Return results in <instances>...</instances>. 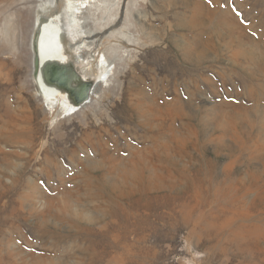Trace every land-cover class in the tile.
Segmentation results:
<instances>
[{"label": "rangeland", "instance_id": "1", "mask_svg": "<svg viewBox=\"0 0 264 264\" xmlns=\"http://www.w3.org/2000/svg\"><path fill=\"white\" fill-rule=\"evenodd\" d=\"M0 59V264H264V0H7Z\"/></svg>", "mask_w": 264, "mask_h": 264}, {"label": "bare ground", "instance_id": "2", "mask_svg": "<svg viewBox=\"0 0 264 264\" xmlns=\"http://www.w3.org/2000/svg\"><path fill=\"white\" fill-rule=\"evenodd\" d=\"M0 1H1L0 3H2V2L7 1V0H0ZM48 23L50 25L49 28L47 26ZM59 26H61L60 23L50 21V20L48 21L47 19L43 20V22L38 27L39 28L38 31L35 34V36L37 38L36 44H35L37 51H36L34 56H35V58H37L39 60V63H38L39 74H41L42 77L45 78V80L46 79L49 80L51 78L56 80V81L62 80L63 83L61 86L63 88H65L67 86L71 76L72 75L76 76L77 74H76V72H73V73H71L72 75L71 74L69 75V72L67 70L65 71L66 68L63 67L64 63H58L59 61L58 62L53 61L55 58L59 57V55L57 53L61 50V49H59L60 48V42H61V39L66 35L64 33V30H62ZM5 31H7V29ZM97 35H99V33ZM4 64H5V62H3L0 59V69L4 68L3 67ZM6 75H7V73H6ZM42 77H38V78L35 77L34 79H35V82L37 83L36 84L37 88H39V90H40V94L42 96H46L45 93L48 91L47 89H52V88H50L49 86H46V83H45L44 79H42ZM82 83H83V81L78 83V84H80V86L78 87L80 90L85 87V85ZM78 84L74 85V82H73L69 88L71 90H78V88H77ZM80 95H81V93L78 92L77 97L79 98ZM48 97H49V95H48ZM251 228H253L252 231L257 230V228L254 227V225L251 226Z\"/></svg>", "mask_w": 264, "mask_h": 264}, {"label": "water", "instance_id": "3", "mask_svg": "<svg viewBox=\"0 0 264 264\" xmlns=\"http://www.w3.org/2000/svg\"><path fill=\"white\" fill-rule=\"evenodd\" d=\"M36 36L34 37V51H35V53H36V51H37V48L35 47V44H36ZM34 64H35V73H37V71H38V59L37 58H35V61H34ZM85 85V84H84Z\"/></svg>", "mask_w": 264, "mask_h": 264}]
</instances>
